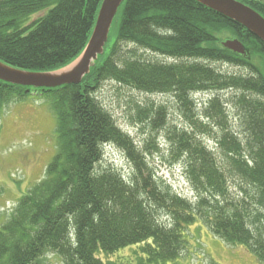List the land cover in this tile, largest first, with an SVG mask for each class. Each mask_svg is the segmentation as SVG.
<instances>
[{"label": "trees", "instance_id": "16d2710c", "mask_svg": "<svg viewBox=\"0 0 264 264\" xmlns=\"http://www.w3.org/2000/svg\"><path fill=\"white\" fill-rule=\"evenodd\" d=\"M101 1L0 0V60L28 71L70 63ZM240 1L264 16V0ZM222 30L247 57L220 44ZM105 81L171 94L183 124L172 120L171 102L137 105L134 120L150 132L135 141L100 103ZM32 94L56 116V151L0 223V264H45L47 253L62 264H124L98 253L129 246L142 255L136 264L172 262L194 223L264 262V43L247 29L195 0H124L103 54L79 83L0 80V108ZM106 145L124 155L126 174L102 163ZM164 151L180 164L191 197L157 174L150 157Z\"/></svg>", "mask_w": 264, "mask_h": 264}, {"label": "rangeland", "instance_id": "374dc122", "mask_svg": "<svg viewBox=\"0 0 264 264\" xmlns=\"http://www.w3.org/2000/svg\"><path fill=\"white\" fill-rule=\"evenodd\" d=\"M38 15V12L34 13L30 19ZM216 36L223 40L229 38L230 34L222 30L216 33ZM251 62L261 67L259 57L252 56ZM221 69L223 72H241L235 65H224ZM230 94L231 90L222 92L223 96ZM96 95L117 125L137 142L143 140L150 132L148 127L140 130L141 126L134 120L137 105L171 102L173 104L169 108V113L173 117L172 120L179 125L182 123V117L175 114L177 106L171 94H148L112 81H105L97 89ZM157 135L160 136V133ZM55 151L56 116L48 101L38 99L32 94L0 108V223L7 217L17 198L42 177L45 165L53 158ZM104 157L102 163L112 164L126 174L129 164L118 148L106 145ZM167 159L166 151L150 157L158 175L170 182L178 193L191 197L193 191L183 175L180 164L169 163ZM185 238L186 249L181 257L172 262L159 264H264L241 245L223 241L199 223L186 228ZM141 256L136 246L126 247L115 254L98 253V257L104 261L124 264H136ZM45 257L47 259L45 264H62L57 254L47 253Z\"/></svg>", "mask_w": 264, "mask_h": 264}, {"label": "water", "instance_id": "95a60500", "mask_svg": "<svg viewBox=\"0 0 264 264\" xmlns=\"http://www.w3.org/2000/svg\"><path fill=\"white\" fill-rule=\"evenodd\" d=\"M123 1H101L89 38L80 54L70 63L54 70L28 71L0 60V80L34 88H53L79 83L103 54L115 16ZM195 1L238 23L264 43V16L254 8L240 0ZM220 44L240 56L247 57L245 46L237 37L225 38Z\"/></svg>", "mask_w": 264, "mask_h": 264}]
</instances>
